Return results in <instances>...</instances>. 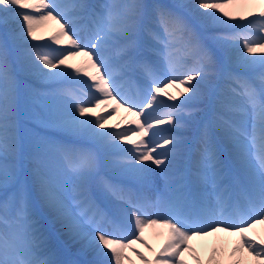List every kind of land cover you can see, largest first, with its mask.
<instances>
[{
    "label": "snow or ice",
    "instance_id": "snow-or-ice-1",
    "mask_svg": "<svg viewBox=\"0 0 264 264\" xmlns=\"http://www.w3.org/2000/svg\"><path fill=\"white\" fill-rule=\"evenodd\" d=\"M0 25V264H264V0H0Z\"/></svg>",
    "mask_w": 264,
    "mask_h": 264
},
{
    "label": "bare ground",
    "instance_id": "bare-ground-1",
    "mask_svg": "<svg viewBox=\"0 0 264 264\" xmlns=\"http://www.w3.org/2000/svg\"><path fill=\"white\" fill-rule=\"evenodd\" d=\"M163 1V0H162ZM164 2V1H163ZM174 2V0H168L166 3H173ZM189 2L191 3V2H193L192 0H189ZM229 11H232L234 14H237V15H239V14H244L246 11H247V9H243V8H239V7H237V8H230V9H228ZM10 27H15V25H10ZM39 29H41V33H38V32H36V35L37 36H43L44 37V35H42V32L44 31V32H49V34H48V36H47V38L49 37V35H50V32H55L57 29H58V25H56L54 22H52V21H47V22H45V24L44 25H42V26H40L39 27ZM224 30H226V29H224ZM31 43H34V44H41V42L42 41H30ZM55 46H57V45H55ZM61 46H59V48H60ZM55 48H57V47H55ZM245 55L246 56H248V54L247 53H245ZM253 55V54H252ZM255 56L257 55V57L258 56H261V55H264V54H262V53H260V51H257L255 54H254ZM83 57H77V58H75V59H72V60H69L68 61V63H71V64H73V65H80L81 63H82V61H83ZM69 71H71V70H69ZM82 79H87V77H83L82 76ZM31 83H34L35 84V86L36 87H39V88H41L42 89V86H51V85H54V84H56V83H52V84H39V83H35V82H32V81H30ZM91 81H89V83H90ZM179 89H181L180 90V92H182L183 91V88H179ZM176 95L178 96L179 95V92H176ZM185 95H188V94H185ZM180 99H183L184 97H179ZM179 103V102H178ZM111 105H115V104H111ZM203 107V106H202ZM93 111V115L91 116V117H87V118H90V119H95V117L97 116V115H105V116H107L108 115V112H106L104 109L103 110H101V112H99V113H94L95 111L94 110H92ZM206 111H207V109L205 108V112H202L201 113V115H203V114H205L206 113ZM122 113H124L123 115L124 116H128V114H131V113H129L128 111H126V109H122ZM128 118H129V120H134L135 118L133 117V116H128ZM109 123L111 124L112 123V119L110 118L109 119ZM129 125H130V123H123V125H122V127L123 128H126V127H129ZM132 125H134V124H132ZM137 138V137H136ZM124 146V145H123ZM128 147H130V146H128ZM259 226L260 225H257V228H259ZM145 232H147L148 233V235H150V236H152V238H150V241L151 242H154L155 244L160 240L157 236H155L152 232H153V229H146V231ZM258 232V231H257ZM154 233H155V231H154ZM259 233L260 234H262V235H264V233H262L261 231H259ZM156 234V233H155ZM147 235V234H146ZM218 235V237H219V240L217 239V236L215 237V236H213V237H209L208 238V240H210L211 241V246L210 247H208V245L206 244V242H207V240H203V241H201V240H194L195 242H196V244L199 246V248H200V250H201V252H202V255H203V258H206L207 257V254H208V252L210 251V249H211V247H212V245L213 244H215V243H221V239L223 240V242L222 243H230V244H234V242H235V240H236V237L235 236H232V237H229V236H227L225 233H219V234H217ZM222 237V238H221ZM63 239L64 238H66V237H62ZM150 244H152V243H150ZM138 244L137 245H135V247L136 248H138V247H141V246H138ZM159 246V245H158ZM143 248V247H142ZM147 252V251H146ZM147 254H151V253H148L147 252ZM130 255H131V253H130ZM186 258H187V255H186ZM249 260H251V258L249 257L248 258ZM134 264H139V261L137 260V259H135V262H134Z\"/></svg>",
    "mask_w": 264,
    "mask_h": 264
},
{
    "label": "rangeland",
    "instance_id": "rangeland-1",
    "mask_svg": "<svg viewBox=\"0 0 264 264\" xmlns=\"http://www.w3.org/2000/svg\"><path fill=\"white\" fill-rule=\"evenodd\" d=\"M213 31H225L224 29H222V28H216V29H213ZM236 31H238V30H236ZM4 32H5V28H4V26L3 25H0V37H2L3 35H4ZM36 32H38V33H41V29H39V27L37 28V31ZM48 34H49V32L47 31V32H42V35H44V40H41L42 42H41V44H45V43H50L49 41H48V39H47V36H48ZM53 34V32H50V35L49 36H51ZM39 44V43H38ZM52 47L53 48H55V47H57V48H59V46H55V45H52ZM246 53V52H245ZM244 53V54H245ZM248 54V53H247ZM252 54H248V56L250 57ZM81 79H82V76L80 77ZM51 88H54V87H50V88H47V89H51ZM171 89H170V91H172V90H176V91H179L177 88H179L178 86H176V87H170ZM47 89H45V90H47ZM169 91V92H170ZM161 98H163V96H161ZM103 107V105H101L100 106V108H102ZM115 107V106H114ZM95 109H99V108H93V110L95 111L94 113H98L97 112V110H95ZM152 110V109H151ZM151 110H149V111H151ZM109 112H110V110H109ZM109 112H108V114H109ZM119 116H121V109L119 108V109H117L116 110V112L113 114V115H111V119H112V123L110 124L109 123V119H108V121H107V125L108 126H111V125H116V124H119L120 122H118V121H122V119H119L118 121L116 120V122H115V118L116 117H119ZM118 119V118H117ZM104 130H110V131H117L116 129H113V128H110V127H107L106 126V129H104ZM48 131V134L49 135H56L57 134V136L59 137V138H61V133H59V132H57V131H55V130H47ZM136 137L135 136H132V137H130V140H134ZM126 145H129V144H126ZM147 163V162H146ZM153 171H154V175H155V178H157V170H156V166L155 165H153ZM193 243H195V242H193ZM209 244H210V242H209ZM197 250V249H196ZM201 252V250L199 249V247H198V250H197V252L198 253H200ZM187 255V254H186ZM190 264H192V261H190L189 262Z\"/></svg>",
    "mask_w": 264,
    "mask_h": 264
}]
</instances>
